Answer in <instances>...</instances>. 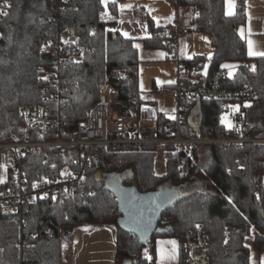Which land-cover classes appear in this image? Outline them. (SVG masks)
Masks as SVG:
<instances>
[{"label": "trees", "instance_id": "16d2710c", "mask_svg": "<svg viewBox=\"0 0 264 264\" xmlns=\"http://www.w3.org/2000/svg\"><path fill=\"white\" fill-rule=\"evenodd\" d=\"M10 2L8 15L0 20V142H10L14 134L25 132L20 114L23 106L44 102L63 115L67 133L74 131L102 98L101 87L106 80L116 90L114 98L124 101L135 113L143 103L156 105V101L144 98L140 88L141 59L134 40L109 28L119 15L117 1L109 2L108 8L103 0ZM173 2L195 8L191 21L196 30L211 37V57L196 54L184 61L200 68L201 77L208 62L207 75L223 69L229 85H252L257 97L246 107L245 127L254 136H264V55L250 56L240 33L248 20L245 0H238L233 14H227L226 0ZM148 23L151 36L144 39L145 47L165 49L163 41L172 23L156 27L152 18ZM49 45L51 49L45 50ZM75 48L81 51L79 59L72 56ZM228 62L238 63L233 76L225 67ZM50 72L57 73L61 87L66 88L61 93L64 101L50 98L56 85H51L50 92L43 91ZM226 107V102L206 99L188 102L182 135L197 138L234 133V128L228 129L221 122ZM158 111L161 134L176 136L178 129L168 127L171 117ZM160 150L163 174L157 172ZM194 152L197 166L187 176L179 171L186 153L176 151L172 144L118 147L102 152L89 165L81 164L77 147H70L66 153L54 147L33 149L23 163L31 183L68 166L86 172L87 188L93 193L39 200L27 204L20 214L0 209V264H62L69 229L84 225L116 227L117 264H154L156 239L181 240L197 224L203 226L211 241V264H252L253 252L264 251V144H209L197 146ZM53 163L57 168L51 167ZM111 173L121 174L124 183L135 186L139 193L165 186L180 191L148 240L121 223L124 213L119 199L106 181ZM8 185L10 182L3 187ZM150 242L151 257L144 252Z\"/></svg>", "mask_w": 264, "mask_h": 264}, {"label": "built area", "instance_id": "2783aa9c", "mask_svg": "<svg viewBox=\"0 0 264 264\" xmlns=\"http://www.w3.org/2000/svg\"><path fill=\"white\" fill-rule=\"evenodd\" d=\"M177 1V0H175ZM10 0H0V20L9 11ZM196 25L192 21L183 22L175 20L166 31L163 41L169 51V57L178 63V77L176 92L178 107L175 115L168 122V127L178 129L176 136L166 137L161 134L158 127L159 111L151 103H143L138 114L122 100H116L114 87L106 85L102 88V98L89 110L87 118L72 132L64 127L63 115L56 113L47 103L25 105L20 114L24 122L25 132L21 135L14 134L11 142H0V171L6 167L7 174L0 183V209H9L15 214L23 213L27 204L39 200L55 198L60 195H85L93 193L87 188L86 172L75 171L68 166L58 173L44 175L41 179L29 180L28 172L23 168L26 154L35 148L54 147L60 153H66L70 147L80 150L79 157L82 165H89L98 159L102 152L127 145H174L176 151L185 152L179 164V171L183 175H190L197 166L195 148L209 144L218 145H243L247 143L264 144V136H254L245 127L246 107L257 97L255 89L250 84L231 86L226 82V73L218 69L212 74H203L198 67L186 63L180 56L178 41L180 38L190 37ZM69 40V34L65 33ZM75 59L81 57L79 48L72 53ZM253 67V64L250 65ZM47 84L44 92L52 90L51 85H56L51 92V99L64 101L61 93L66 88L61 87L57 73L47 75ZM201 99L216 102H226L229 111L237 119L234 133H224L218 137L186 138L181 133L188 112V102ZM45 100H48L46 98ZM238 103L240 109L234 111L231 105ZM225 109V111H226ZM10 149L13 161L4 165L1 162L2 153ZM47 155L45 160H47ZM52 168H57L53 163ZM10 185L3 187V184ZM210 239L205 235L203 226L196 227L184 234L180 240V264H211L209 256Z\"/></svg>", "mask_w": 264, "mask_h": 264}, {"label": "rangeland", "instance_id": "374dc122", "mask_svg": "<svg viewBox=\"0 0 264 264\" xmlns=\"http://www.w3.org/2000/svg\"><path fill=\"white\" fill-rule=\"evenodd\" d=\"M238 0H232L233 7L231 8V13L235 12V6ZM247 5V23L240 28L242 36L246 39L249 49V41L252 42L251 51L257 53L255 55H260L259 53H264V0H245ZM183 9V8H182ZM181 9V10H182ZM176 11V8H174ZM230 7L228 0H226V12L229 14ZM193 47V51L197 54L205 55L211 57L213 55V49L211 44V37L209 34L194 30L191 37L180 38L178 41L179 52L185 54V49L182 48L187 46ZM50 50L51 47L46 46L45 50ZM208 62L204 69V74L208 71ZM168 66H162L160 62H143L142 70L140 76V88L143 90V96L145 99H153L156 101L155 105L159 110L167 113L170 117H173L177 111L178 98L175 86L177 83L176 74L173 71L172 75H169ZM162 74V75H161ZM160 75V76H158ZM165 76V77H163ZM163 77V79H161ZM170 77H172L170 79ZM178 77V74H177ZM155 81V82H154ZM171 84L169 88H164L166 84ZM156 83V85H154ZM106 85L112 86L107 80L104 82L102 88ZM113 87V86H112ZM103 91L101 92V94ZM238 103H233L231 107L234 111L240 109ZM223 111L221 114V122L228 129H232L237 125V119L234 114L229 111ZM11 142V141H10ZM1 162L7 165L9 162L13 161V153L10 149H5L2 153ZM157 172L158 174L165 173V164L163 158V152L160 150V155L157 161ZM7 169L6 167L0 171V176L2 179L6 177ZM107 185L116 193L121 209L124 211L125 215V195L129 192H137L135 186H127L123 177L119 173H111L107 175ZM163 197L164 194L175 192L180 195V191L176 188L169 186L163 187L161 190ZM156 193V192H155ZM124 216L121 218V223L125 226L123 221ZM157 229V228H156ZM69 232L71 236L65 238L63 249H62V264H117L115 260L116 253V227L113 225H84L75 228H70ZM139 237L142 240H148L147 232H140ZM251 241V239H250ZM146 256L151 257L152 254V244L149 243L145 248Z\"/></svg>", "mask_w": 264, "mask_h": 264}, {"label": "crops", "instance_id": "0c3cea01", "mask_svg": "<svg viewBox=\"0 0 264 264\" xmlns=\"http://www.w3.org/2000/svg\"><path fill=\"white\" fill-rule=\"evenodd\" d=\"M111 1H117L119 15L116 18V22L110 25L109 28L118 30L125 37L133 39L135 46H138L139 58L141 59L140 76L144 61L160 62L162 66H168L169 75H172L174 71L177 79L178 63L169 57V51L166 48H147L144 45V39L151 36L148 19L152 18L156 27H163L173 23L177 19L183 22L191 21L196 15V9L185 5L178 6L173 0H103L107 8ZM174 8H176V11H174ZM106 12L109 13V10L107 9ZM184 49L185 54L180 52V56L183 59H190L197 54V52L193 51L194 48L189 45L186 48L181 47L182 51ZM225 65L231 66L227 68L229 69V75L233 76L238 68V63L228 62ZM163 83L166 84L164 88L172 84H167L165 81ZM172 242L175 243L173 244ZM150 243L152 244V242ZM155 244L156 261L154 264H180L181 248L179 238L159 237L156 239ZM252 264H264V251L262 253L253 252Z\"/></svg>", "mask_w": 264, "mask_h": 264}, {"label": "water", "instance_id": "95a60500", "mask_svg": "<svg viewBox=\"0 0 264 264\" xmlns=\"http://www.w3.org/2000/svg\"><path fill=\"white\" fill-rule=\"evenodd\" d=\"M163 188L149 193L129 192L125 195L127 201L123 221L125 227L135 234L147 232L148 237L158 228V221L166 207L177 199L175 192H168L163 197ZM156 192V193H155Z\"/></svg>", "mask_w": 264, "mask_h": 264}, {"label": "snow or ice", "instance_id": "6c2138e0", "mask_svg": "<svg viewBox=\"0 0 264 264\" xmlns=\"http://www.w3.org/2000/svg\"><path fill=\"white\" fill-rule=\"evenodd\" d=\"M228 3H229V7H230V11H229V14H232L231 13V8L234 6L233 5V3H232V0H228ZM3 15H8V13L7 12H4L3 13ZM251 45H252V42L251 41H249V49H250V51H249V54L250 55H255V54H257V53H253L252 51H251ZM138 47V46H137ZM260 55H264V53H259ZM225 67H231L230 65H225ZM46 79V78H45ZM3 182V180L2 179H0V183H2ZM173 244L175 243V242H172Z\"/></svg>", "mask_w": 264, "mask_h": 264}]
</instances>
